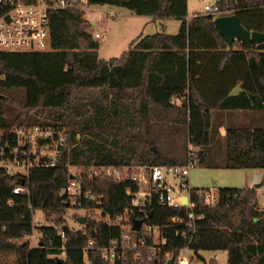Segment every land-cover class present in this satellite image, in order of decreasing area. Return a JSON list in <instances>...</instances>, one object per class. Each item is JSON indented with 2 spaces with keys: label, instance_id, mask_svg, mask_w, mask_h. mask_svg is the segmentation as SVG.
I'll return each mask as SVG.
<instances>
[{
  "label": "trees",
  "instance_id": "obj_1",
  "mask_svg": "<svg viewBox=\"0 0 264 264\" xmlns=\"http://www.w3.org/2000/svg\"><path fill=\"white\" fill-rule=\"evenodd\" d=\"M92 3L124 7L155 19L175 18L181 24L176 34L141 35L131 49L107 60L99 57L100 40L89 31L84 14L64 10L51 18L52 50L0 51V74L6 76L0 82V129L10 132L39 125L68 135L66 153L56 167L33 168L28 177L0 170V252L13 253L15 264H85L84 249L91 240V264H111L102 250L111 237L121 238V230L97 220L94 208L113 217L124 212L142 217L126 193L131 184L111 178L86 180V189L101 205L91 200L73 204L62 194L71 177L70 165L186 164L192 144L200 166L264 170V125L228 126L224 136L214 131L215 138H225L226 146L221 163L208 162L215 142L211 134L215 111L264 112V42L248 46L237 41L230 49L215 27L213 14L198 13L187 20L188 0ZM217 4L219 14L235 13L248 30L264 32V0ZM238 83L241 90L234 94ZM17 186H28L30 193L14 194ZM201 189L205 188H192L195 214L203 216L195 229L171 222L177 214L186 216L184 210L158 202L151 207V222L162 226L161 236L167 238L160 264H167V254L176 264L186 247L198 256L205 250L227 251V264H264V209L258 189L219 188L215 206L205 204ZM76 206L89 213L84 228L71 231L65 225L66 212ZM36 210H42L51 225L35 226ZM36 229L41 238L31 246L27 238ZM60 230L68 237L65 258L59 257L64 246ZM182 231L186 236L178 234ZM138 251H127L126 259L115 264H158L147 258L144 249L143 258L137 259Z\"/></svg>",
  "mask_w": 264,
  "mask_h": 264
},
{
  "label": "built area",
  "instance_id": "obj_2",
  "mask_svg": "<svg viewBox=\"0 0 264 264\" xmlns=\"http://www.w3.org/2000/svg\"><path fill=\"white\" fill-rule=\"evenodd\" d=\"M93 0H0V51L1 52H45L52 50L51 46V18L52 15L64 10H78L84 14L92 6ZM206 1V0H204ZM217 2L205 4L203 14H219ZM86 19V18H85ZM87 20V19H86ZM91 23L94 30L90 31L97 40H105L107 30L99 27L98 20ZM88 21V20H87ZM89 23V21H88ZM6 80L0 74V82ZM174 98L173 102H178ZM68 135L66 131L54 127L39 125L15 127L10 132L0 129V170L7 174H20L28 177L33 168L56 167L66 153ZM186 164H160V165H125L92 162L88 165H78V172L71 173L68 185L62 191L73 204H81L84 200L101 202L98 197L86 189V180L98 178H111L119 182H129L131 185L126 193L131 198V205L142 217L133 218L127 212L113 217L103 213L102 208H94L97 220L105 221L111 228L121 230V238L111 237L109 244L102 250L103 258L111 264L126 259L129 250L138 249L137 259H142L140 250L148 251L147 258L160 264V253L167 245V238L161 236L163 227L151 222V207L158 202L164 207L184 210L186 216L177 214L171 218L173 224L185 223L189 229L196 228V222L203 218L195 214V202L192 198V188L189 174L193 167L198 165L195 151L191 149ZM260 176L255 174L254 183L259 184ZM205 204L215 206L219 203V193L216 188L199 190ZM13 193L18 195L30 193L28 186H17ZM13 202H9L12 206ZM151 213V217L148 214ZM35 215V214H34ZM133 219H141L143 223L140 230H133ZM33 224L35 226L36 223ZM41 226V224L39 225ZM71 229V228H70ZM71 231H76L71 229ZM132 232H144L146 235L135 237ZM186 236V232H178ZM64 240L62 253L66 256L68 240L65 230H60ZM149 238V239H148ZM151 239V240H150ZM91 240L88 248L84 249L85 264H91L88 251L93 246ZM181 252H186L181 257ZM188 247L181 249L176 264H192ZM169 257L167 254L166 258ZM214 260L219 256L215 255Z\"/></svg>",
  "mask_w": 264,
  "mask_h": 264
},
{
  "label": "rangeland",
  "instance_id": "obj_3",
  "mask_svg": "<svg viewBox=\"0 0 264 264\" xmlns=\"http://www.w3.org/2000/svg\"><path fill=\"white\" fill-rule=\"evenodd\" d=\"M216 0H188V10L191 19L197 13L202 12L205 4H214ZM221 14H215L216 18ZM85 18L89 24L96 19L99 22V27L107 30L108 36L105 40H100L99 57L101 59H111L120 57L125 51L131 49V43L139 36L155 34L157 32L166 31L169 34H176L179 31L181 21L175 18H167L165 20L151 18L150 16L137 15L127 8L116 5H94L87 12ZM89 30L94 28L89 25ZM237 113L225 114L224 112L215 111L212 118V140L214 144L210 152L208 162L213 165L221 163L222 156L225 150V138L217 136L215 138L214 131L220 134V125L225 123L228 126H247L256 127L264 125L263 111H235ZM230 121L229 124L226 122ZM219 125V126H218ZM193 146V145H192ZM197 152L196 147H191ZM83 166V165H80ZM78 165H70V173L78 172ZM251 169H228V168H213L197 165L193 167L189 174V182L191 187L195 188H225L236 187L243 188L249 185L252 181ZM73 173V174H74ZM262 179L264 172H261ZM261 179V180H262ZM253 183V182H252ZM259 203L264 205V185L259 188ZM89 211L81 206L70 207L66 212V226L79 230L83 229L85 224L79 221L80 217L87 216ZM33 215V221L37 226L51 225L47 221L42 210H36ZM41 238L40 232L36 229L33 237L27 238L31 246H36ZM194 257L192 264H203L202 258L210 261L215 255L219 256L217 264H227V251H201L200 255H195L194 252L189 253ZM186 252H181V257H185ZM169 260L170 257H167ZM0 264H15V255L9 252H0Z\"/></svg>",
  "mask_w": 264,
  "mask_h": 264
},
{
  "label": "water",
  "instance_id": "obj_4",
  "mask_svg": "<svg viewBox=\"0 0 264 264\" xmlns=\"http://www.w3.org/2000/svg\"><path fill=\"white\" fill-rule=\"evenodd\" d=\"M221 0H216L220 2ZM95 23V22H94ZM216 29L224 36L230 49L234 48L237 41H242L248 46L253 44H260L264 42V32L251 31L245 28L238 15L235 13L219 15L214 19ZM152 150L156 154L160 155V151L156 146L152 147ZM262 184L255 185V189L261 187ZM151 217V213L148 214ZM87 217L83 216L79 218V221L83 224L86 223ZM143 220L133 219V230H140ZM167 264H175V258L172 257L168 260Z\"/></svg>",
  "mask_w": 264,
  "mask_h": 264
},
{
  "label": "crops",
  "instance_id": "obj_5",
  "mask_svg": "<svg viewBox=\"0 0 264 264\" xmlns=\"http://www.w3.org/2000/svg\"><path fill=\"white\" fill-rule=\"evenodd\" d=\"M189 11V10H188ZM200 13H202V12H200ZM198 14V13H197ZM196 14V15H197ZM152 18V17H151ZM187 20L188 21H190L191 20V17L189 16V14H188V16H187ZM241 87H242V83H238L235 87H234V89H233V92L232 93H234V94H237V93H239L240 92V90H241ZM235 111H237V110H229V111H222V112H224L225 114H233V113H237V112H235ZM240 111H244V110H240ZM227 124H229L230 123V121H228V122H226ZM220 132H221V136H224L225 135V133H226V125H225V123H222L221 125H220ZM249 171H251V175H252V181H251V183L249 184V185H247L246 187L247 188H254L255 187V185H257V184H255L254 183V176H255V174H259V176H260V182H259V184H262V185H264V178L262 179V177H261V172H264V170H249ZM262 179V180H261ZM253 182V183H252ZM261 185V186H262ZM244 188V187H243ZM258 191H259V188H258ZM260 209H264V205L263 204H260ZM35 231V230H34ZM30 237H33V235L32 236H30ZM40 240V239H39ZM38 244H39V241H38ZM37 244V245H38ZM36 245V246H37ZM192 258V257H191ZM216 261H218V260H216ZM193 262V261H192Z\"/></svg>",
  "mask_w": 264,
  "mask_h": 264
}]
</instances>
